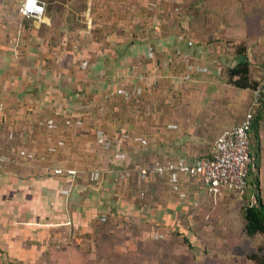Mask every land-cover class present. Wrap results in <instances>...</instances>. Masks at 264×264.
<instances>
[{
  "label": "crops",
  "instance_id": "crops-1",
  "mask_svg": "<svg viewBox=\"0 0 264 264\" xmlns=\"http://www.w3.org/2000/svg\"><path fill=\"white\" fill-rule=\"evenodd\" d=\"M23 1L0 0V264H45L62 247L95 264L158 263L153 228L171 247L213 196L186 175L141 171L209 157L241 123L233 95L252 89L227 79L248 61L264 80V0H42L41 19ZM119 88L131 96L115 95L104 121L97 101Z\"/></svg>",
  "mask_w": 264,
  "mask_h": 264
},
{
  "label": "rangeland",
  "instance_id": "rangeland-1",
  "mask_svg": "<svg viewBox=\"0 0 264 264\" xmlns=\"http://www.w3.org/2000/svg\"><path fill=\"white\" fill-rule=\"evenodd\" d=\"M177 1L178 0H173L174 3H177ZM10 2L11 1H9V3ZM174 3L170 4L171 10L174 8L172 7ZM21 4L22 2L20 3V5ZM214 83L216 84V82ZM137 90L138 92H135L136 95H140V89ZM117 94L120 96H125L128 99L131 96V91H129L128 89L126 90L125 88H119L116 91H111L110 94H107L105 97L99 99L97 101L98 104L102 100H105V103L101 102L103 104L99 105V109L97 111L102 120L108 121L112 109L111 105L114 104L113 100L115 99L114 97H116L115 95ZM239 94L237 92V94L235 93L233 95L232 103H235L233 111L234 117L240 114L242 110H246L251 103V95L247 97L245 96L243 98ZM49 123V125H53V121H49ZM13 134L15 133L13 132L11 135ZM260 135V166H258V169L260 175V193H262L261 195L263 196L264 200V127L262 128ZM186 176L189 177L188 175ZM182 188L180 189V193L186 198L187 191L185 192ZM241 208V202L238 199V196L227 195L224 197H220V199H218V204L213 202V200L208 201L207 199L205 206H202L198 211L194 209L196 211H193L195 212V220L198 223L195 224L196 230L194 231L193 229L189 233L187 229L179 230L181 234L183 232V235L190 237L189 239H191V242L194 246L192 248H190V245L184 241V238L181 237L180 233L178 232H175L176 235L173 237H169L168 234V237L170 238V240L168 238V240L170 241L168 243H171V247H169V245L162 246L164 244L163 241H166V239L163 240L161 236H165V233L163 235L157 228H153V235H156V238H154L155 241L151 243L155 255L153 260L158 261V263L155 262L156 264H163V262H160V260L158 259L159 254H162L163 257L160 256L162 258L161 260L164 259L166 261V259L169 258L171 260L170 264H188V259H186L185 261L184 257H186L187 253L188 256H190V254L194 252V254L192 255L193 257H195V263L197 264H204L207 257H212L221 264H260L257 262V260H253L250 257L255 253H258L261 258L264 257V236L248 237L245 232H242L243 222L241 220L240 214ZM193 233H195L196 235H194ZM227 237L231 242L226 239ZM135 240L136 242L134 243L137 246L136 248H139L142 241H144L142 240V237ZM172 247L176 252H179V255H170L168 253H165L167 252L168 248ZM165 254L167 255L166 258ZM42 260L45 264H49V261L46 260L45 257H42Z\"/></svg>",
  "mask_w": 264,
  "mask_h": 264
},
{
  "label": "built area",
  "instance_id": "built-area-1",
  "mask_svg": "<svg viewBox=\"0 0 264 264\" xmlns=\"http://www.w3.org/2000/svg\"><path fill=\"white\" fill-rule=\"evenodd\" d=\"M20 12L26 18L41 19L45 14V3L42 0H24ZM253 95V106L244 121L218 136L211 157H202L192 162L183 159L166 163L156 161L143 169L142 174L162 175L169 172L175 176L188 175L200 182L211 196L239 194L246 187L249 171L256 169L251 156V128L256 109L264 103V80L253 91ZM76 174L73 169L53 170L55 176L73 177ZM92 178L99 179V173H93Z\"/></svg>",
  "mask_w": 264,
  "mask_h": 264
},
{
  "label": "trees",
  "instance_id": "trees-1",
  "mask_svg": "<svg viewBox=\"0 0 264 264\" xmlns=\"http://www.w3.org/2000/svg\"><path fill=\"white\" fill-rule=\"evenodd\" d=\"M250 64L248 61H244L238 64L236 67L230 69L228 74V82L239 89H252L251 103L244 111V117L241 123L244 121L247 113L253 106V91L258 87L260 82H252L249 78ZM237 78V79H236ZM240 123V124H241ZM239 124V125H240ZM264 127V103L261 107L256 109V114L253 120L251 128V156L256 165V169H251L247 176L246 187L240 191L239 194H230L231 196H238L241 202V220L243 222L242 232L248 237L264 236V200L260 193V175L258 166H260V146L259 140L261 138V131ZM212 155V154H211ZM211 157V156H209ZM228 195V196H230ZM220 197L213 196V202L218 204ZM229 242L230 239L227 237ZM184 241L190 245L189 239L184 236ZM66 247L55 249L50 254L49 262L51 264H95L85 259L81 253L76 251L66 250ZM147 258L145 255L137 257V260L133 261V264H141ZM251 259L257 260L258 263L264 264V257L261 258L258 253L252 254ZM195 264V258L192 259ZM102 264H116L111 258L105 257V262ZM204 264H221L216 259L207 257Z\"/></svg>",
  "mask_w": 264,
  "mask_h": 264
}]
</instances>
